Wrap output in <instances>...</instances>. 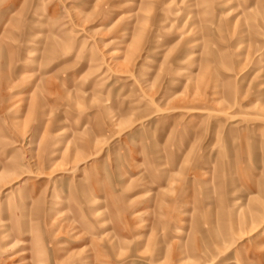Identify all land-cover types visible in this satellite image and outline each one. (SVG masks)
Here are the masks:
<instances>
[{
  "label": "rangeland",
  "instance_id": "rangeland-1",
  "mask_svg": "<svg viewBox=\"0 0 264 264\" xmlns=\"http://www.w3.org/2000/svg\"><path fill=\"white\" fill-rule=\"evenodd\" d=\"M0 264H264V0H0Z\"/></svg>",
  "mask_w": 264,
  "mask_h": 264
}]
</instances>
